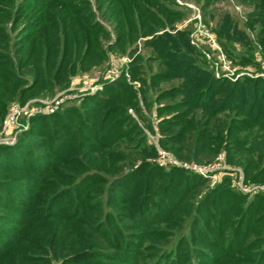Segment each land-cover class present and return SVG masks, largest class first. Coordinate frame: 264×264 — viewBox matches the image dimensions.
<instances>
[{
	"label": "trees",
	"instance_id": "obj_1",
	"mask_svg": "<svg viewBox=\"0 0 264 264\" xmlns=\"http://www.w3.org/2000/svg\"><path fill=\"white\" fill-rule=\"evenodd\" d=\"M240 1L259 8L251 13L248 26L259 27L264 49V0ZM26 2L20 5L21 11H26L24 16L28 13ZM113 4L111 1L105 12ZM118 7H114L115 15ZM99 10L104 11L103 5ZM43 18L35 24L26 21L20 36L28 26L38 31L48 25ZM110 18L116 24L117 41L108 48L122 49L123 42L132 41L137 31L130 17L125 22L122 17ZM23 20L20 18L15 26ZM81 21L85 30L72 27L76 35L69 31L70 23L64 25L61 52L56 43H47L37 35L29 55L25 53L17 61L9 53L8 36L0 35L4 36L0 41V118L13 99L53 95L56 88H68L77 72H88L106 60L102 40L109 39V33L101 30L96 35L97 29L90 28L85 19ZM50 24L47 30L52 26L57 30L54 21ZM30 42L22 39L17 46L22 48ZM171 64L167 71L153 76L154 84L183 80L182 85L163 91L156 99L182 98L159 109L161 146L182 161L207 163L214 159L216 146L226 143L229 159L243 167L248 180L263 178V107L250 104L243 94L239 96V83L216 79L193 65ZM23 71L31 79L27 80ZM131 73L134 81L140 80V56L135 58ZM29 80L31 84L26 86ZM20 83H24L22 88ZM227 88L231 92L224 101H217L220 90ZM146 93L143 89L148 106ZM215 102L220 103L215 106ZM129 109L141 114L138 93L123 76L97 95L85 98L81 108L35 119L33 124L43 122L42 129L25 132L16 146L0 153V172L30 174L0 177V256L4 255L0 264H194V258L197 264H223L235 259L231 257L234 250L248 254L244 264H264V237L240 244L257 234L249 226L264 219H255L257 201L249 204L252 216L243 214L231 230L233 213L244 196L220 189L205 193L206 178L179 168L167 172L159 167L156 149L145 144L147 138L138 123L131 121ZM228 111H236L241 119L220 116ZM248 127L253 133L242 135ZM38 135L45 139H37ZM71 145L78 147L72 149ZM69 154L73 158L66 159ZM54 161L61 168L53 167ZM44 172L54 177L37 183ZM41 183L49 187L45 193L48 203L29 210L27 203ZM9 206L24 207L25 211L4 210ZM26 220L29 223L23 231ZM32 225H40L41 234L31 246L16 247ZM65 225L72 227L69 235Z\"/></svg>",
	"mask_w": 264,
	"mask_h": 264
},
{
	"label": "rangeland",
	"instance_id": "obj_2",
	"mask_svg": "<svg viewBox=\"0 0 264 264\" xmlns=\"http://www.w3.org/2000/svg\"><path fill=\"white\" fill-rule=\"evenodd\" d=\"M25 1H27V6L24 5V7L28 11L26 16H24L26 11H21L20 7L22 3L25 4ZM44 1L0 0V35L8 36L9 53L16 61L25 53H27L26 56L29 55L33 43L37 40V35L44 38L47 43H56L57 50L61 52L64 25L67 23L72 25L69 28L70 32H73L72 27L77 28L79 32L84 31L85 27L81 26L82 18L90 28L97 29L96 35L101 30H106L109 33V39L102 40L107 58L88 72L83 70L77 72L76 76L71 79L68 88H56L53 95H26L13 99L6 106L5 115L0 118V153L16 146L25 132L42 129L43 122L40 120L41 124H33L35 119L55 115L57 112L71 107L81 108L85 98L97 95L107 84L113 83L123 76L135 88L140 101L141 114H138L135 109L128 110V114L132 118L131 121L138 123L142 128L147 138L145 139L147 146L156 149L155 146L158 144L159 148L164 149L160 142L159 109L164 105L180 101L182 98L180 96L176 100L168 99L161 102H157L156 99L163 91L182 85L183 80L180 78L154 84L153 76L167 71L171 63V65L177 64L179 67L193 65L198 71L212 74L216 79L226 80L231 84H241L239 96L243 94L250 99V104L255 103L258 108L263 107L264 110V49L260 45L261 33L256 25L253 29L248 26L251 13L259 9L255 4L240 0H68L67 2L55 0L50 4ZM111 1L114 3L113 6L105 12ZM101 5H103L104 11L99 10ZM116 6L119 7L115 15L114 7ZM22 17L24 20L21 25L15 26V22ZM110 17H122L124 22L130 17L134 32L137 31V34L132 36V41L123 42L122 49L108 48L110 44L117 41L114 31L116 24ZM42 18L49 24L54 21L57 30L53 26L52 30H47L49 24L42 26L38 31L31 28L34 26H28L27 32L20 36V31L26 21L35 24ZM51 25L52 23L50 27ZM142 32L147 35H141ZM22 39H27V41L31 39V42L29 45L23 44L22 48H18L17 45ZM3 40L4 36H0V41ZM44 49H46V45ZM22 50L25 52L21 55L18 52ZM167 51L170 52L167 53ZM137 56L142 59V74L139 81H134L131 67ZM21 74L27 76V80L31 79V76L25 71ZM30 81H27L26 86L31 84ZM19 85L22 88L24 83ZM143 89L147 92L148 106L143 100ZM230 92L231 88H227L225 92L220 90L217 101L218 99L224 101L223 99ZM239 98L237 97V100L241 104ZM218 103L220 102H215V106ZM224 103L226 105L228 101ZM15 110L18 111L16 114ZM236 113V111H228L220 116L227 117L228 120H240L241 118ZM155 126H158L159 139L154 134ZM253 131L254 129L248 127L241 133L249 135ZM63 137L65 136L63 135ZM219 137H223V134L220 133ZM37 139H45V136L38 135ZM74 147L78 146L71 145L72 149ZM216 149L214 159L207 163L182 161L169 152L180 162L193 163L210 169L213 167L212 171L206 174L208 183L205 193L220 189L221 191L231 190L244 196V201L237 205L236 211L233 213L231 230L243 214L252 216L250 203L257 201L255 208L259 211L256 212L255 219L264 218V177L257 181L248 180L243 167L235 160L229 159L230 148L226 143L217 145ZM67 158H73V154L67 155ZM52 166L57 169L61 168V164L57 161H54ZM172 168L163 169L169 172ZM14 175L30 176L29 172L24 171L0 172L2 178ZM51 177L53 178L54 175L44 172L39 178L33 177L32 180L36 179L35 181L38 183L42 179ZM38 189L39 191L32 196V201L27 203L29 210L42 208L48 203L45 201V193L50 191L49 187L41 183ZM133 189H137L136 185ZM4 210H13L18 214L25 211L24 207L14 208L12 206L6 207ZM51 211L54 213L52 209ZM260 220V222L256 220L258 223L255 221L249 226V228L255 229L257 234L242 239L240 243L242 246L246 245L250 239L258 236L264 237V219ZM28 223L26 220L22 228L23 231ZM64 227H66V235H69L71 233L69 230L72 227L67 225ZM29 228L31 229L28 235L18 240L15 243L16 247L20 244L26 247L31 246L33 239L41 234L42 227L40 225H32ZM232 253L231 257L235 256V259L231 258L232 260L223 264H244L243 258L248 254L239 250H234ZM3 256L1 255L0 259ZM237 257L239 259H236ZM193 262L197 264V259L194 258Z\"/></svg>",
	"mask_w": 264,
	"mask_h": 264
},
{
	"label": "built area",
	"instance_id": "obj_3",
	"mask_svg": "<svg viewBox=\"0 0 264 264\" xmlns=\"http://www.w3.org/2000/svg\"><path fill=\"white\" fill-rule=\"evenodd\" d=\"M14 112L16 114L18 111L15 110ZM131 112H132V110H131ZM154 134H155V136H157L158 139L160 138L158 126L154 127ZM151 138H153V137H151ZM155 147H156V151H157V157L155 159V162L161 168H169V167L179 168V169L188 171L190 173L198 174L204 178H206L207 177L206 174L209 173V171L211 172L213 169V167L210 169V168L202 167L199 165H195L193 163L180 162L177 160V158L172 156V154L169 151L162 149V148H159L158 144H156Z\"/></svg>",
	"mask_w": 264,
	"mask_h": 264
}]
</instances>
